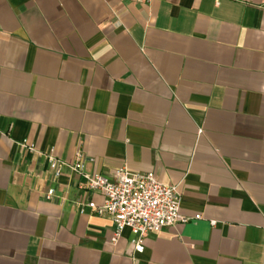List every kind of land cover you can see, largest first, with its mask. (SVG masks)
<instances>
[{
    "label": "crops",
    "instance_id": "1",
    "mask_svg": "<svg viewBox=\"0 0 264 264\" xmlns=\"http://www.w3.org/2000/svg\"><path fill=\"white\" fill-rule=\"evenodd\" d=\"M77 151L178 186L188 222L112 243L49 171ZM0 264H264V0H0Z\"/></svg>",
    "mask_w": 264,
    "mask_h": 264
},
{
    "label": "built area",
    "instance_id": "2",
    "mask_svg": "<svg viewBox=\"0 0 264 264\" xmlns=\"http://www.w3.org/2000/svg\"><path fill=\"white\" fill-rule=\"evenodd\" d=\"M21 147L35 151L34 145L27 140L21 142ZM48 162L54 178L67 168L83 177V189L86 192L97 193L102 197L101 204L89 202L87 207L93 214L111 221L114 227L112 243L127 229L133 236L131 243L135 251L141 252L143 239L147 235L188 222L180 214L178 186L160 183L152 172L132 173L123 168L116 171L114 179L103 175H87L83 173L84 157L80 151L75 153L72 164L60 162L52 155L48 156ZM52 195L53 190H49L45 198L50 200ZM194 220H201V216L196 215ZM210 225L213 227L215 223L211 222Z\"/></svg>",
    "mask_w": 264,
    "mask_h": 264
}]
</instances>
